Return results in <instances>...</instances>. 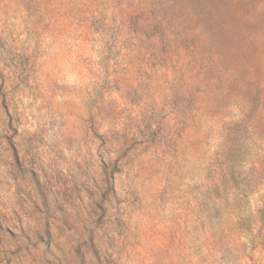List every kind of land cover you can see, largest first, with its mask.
Returning <instances> with one entry per match:
<instances>
[{
    "label": "rangeland",
    "instance_id": "obj_1",
    "mask_svg": "<svg viewBox=\"0 0 264 264\" xmlns=\"http://www.w3.org/2000/svg\"><path fill=\"white\" fill-rule=\"evenodd\" d=\"M0 264H264V0H0Z\"/></svg>",
    "mask_w": 264,
    "mask_h": 264
}]
</instances>
